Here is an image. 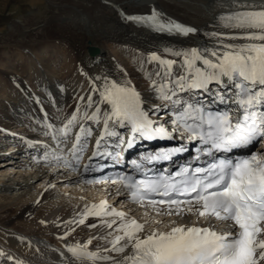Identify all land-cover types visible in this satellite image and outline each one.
<instances>
[{"label": "snow or ice", "instance_id": "snow-or-ice-1", "mask_svg": "<svg viewBox=\"0 0 264 264\" xmlns=\"http://www.w3.org/2000/svg\"><path fill=\"white\" fill-rule=\"evenodd\" d=\"M238 7L241 10L219 17L224 28L236 31L211 33L218 42L215 47L166 48L165 55L172 59L155 52L148 55L145 63H155L157 69L146 72V78L158 98L170 106L171 128L150 117L130 81L117 82L107 77H96L101 83L93 81L87 98H79L84 103L83 111L77 106L60 128L45 125L58 142L61 138L66 140L77 128L70 149L77 162L87 138L92 136L90 124L102 126L93 157L110 137L129 149L138 138L179 137L199 143L197 160L200 155L208 157L202 165H186L155 176L133 161L143 178L120 175L95 181L117 186V194L121 188L126 190L129 201L144 210V222L118 210L107 199L86 203L73 219L65 222L74 227L59 238L66 240L89 219L98 221L88 224L89 228L102 227L107 231L83 243L66 245L71 264H264V152L240 159L229 155L234 149L264 143V8L255 10L246 4ZM122 17L157 34L188 37L197 32L165 17L154 7L145 14ZM227 40L244 43H226ZM93 94H98L99 103L93 100ZM100 104L105 107L102 109ZM217 104L224 107L214 110L211 106ZM125 127L130 131L127 140L121 139L117 131ZM183 151L186 147L181 144L145 159L168 160ZM54 158L61 159L55 155ZM63 166L74 167L67 161ZM158 217L178 219L161 230L152 227L162 223ZM186 217H194L196 222L188 223ZM201 221L208 226H201ZM212 221L226 227L217 230ZM93 240L109 247L97 246L93 250ZM110 253L121 258L117 260Z\"/></svg>", "mask_w": 264, "mask_h": 264}, {"label": "bare ground", "instance_id": "bare-ground-1", "mask_svg": "<svg viewBox=\"0 0 264 264\" xmlns=\"http://www.w3.org/2000/svg\"><path fill=\"white\" fill-rule=\"evenodd\" d=\"M45 2L52 8L50 17L25 20L30 16L27 15L23 22L12 23L0 40V263L3 264H71L66 245L83 243L107 231L102 227L89 228L88 224L98 223L89 219L66 240L59 238L74 227L65 222L73 219L86 203L107 199L118 210L144 222V210L117 194V186L90 188L84 184L85 176L80 168L96 160L93 152L102 126L89 125L92 136L87 138L77 162L70 152L77 128L72 129L66 140L61 138L58 142L48 134L46 124L60 128L77 106L83 111L84 103L79 98H87L93 81L101 83L96 77H107L117 82L130 81L150 117L157 124L171 128L170 106L158 98L146 78V72L157 69L155 63H145L148 55L155 52L172 59L165 55L166 48L207 46L211 49L218 43L211 33L236 31L219 23L221 15L240 9V4L264 8V0ZM153 7L165 17L197 29L196 34L188 37L157 34L122 17V14H145ZM88 43L99 49L93 58L86 54ZM93 100L99 103L98 94H93ZM100 107L103 109L105 105ZM123 129L117 131L122 134ZM121 139L127 140V135ZM177 140L183 141L179 137ZM114 145L116 149L121 146L117 138L110 137L101 148ZM54 155L61 159L58 161ZM65 161L74 167H64ZM158 219L162 223L152 227L166 230L170 221L178 218ZM185 220L196 222L194 217ZM97 246L109 247L103 241L93 240L92 249ZM109 255L117 260L121 258L115 253Z\"/></svg>", "mask_w": 264, "mask_h": 264}, {"label": "rangeland", "instance_id": "rangeland-1", "mask_svg": "<svg viewBox=\"0 0 264 264\" xmlns=\"http://www.w3.org/2000/svg\"><path fill=\"white\" fill-rule=\"evenodd\" d=\"M25 20H42L52 15V8L45 0H0V40L8 33L12 23ZM118 208V206L116 207Z\"/></svg>", "mask_w": 264, "mask_h": 264}, {"label": "water", "instance_id": "water-1", "mask_svg": "<svg viewBox=\"0 0 264 264\" xmlns=\"http://www.w3.org/2000/svg\"><path fill=\"white\" fill-rule=\"evenodd\" d=\"M88 45L89 46H88V49L86 51L87 56L93 58L99 54V49L96 46H93V45L91 46L89 43H88Z\"/></svg>", "mask_w": 264, "mask_h": 264}]
</instances>
